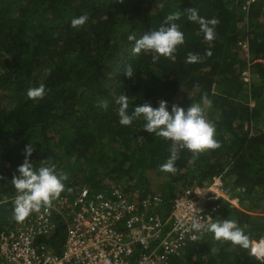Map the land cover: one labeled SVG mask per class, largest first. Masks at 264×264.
I'll return each mask as SVG.
<instances>
[{
  "label": "trees",
  "instance_id": "obj_1",
  "mask_svg": "<svg viewBox=\"0 0 264 264\" xmlns=\"http://www.w3.org/2000/svg\"><path fill=\"white\" fill-rule=\"evenodd\" d=\"M245 2L0 0V231L14 218L18 193L11 179L31 143L28 159L34 169L55 164L57 175H67L61 195H73L81 187L118 190L139 205L149 201L150 211L162 218L176 193L221 175L238 207L222 198L207 203L218 205L211 222L236 221L249 245L217 241L205 231L182 248L183 263L264 264L252 251L264 237V64L258 61L264 58V0L250 2L247 18ZM190 8L200 17L219 20L214 40L196 35L199 25L187 19ZM177 11L181 16L175 23L185 42L177 47L175 62L161 56L153 63L154 52L134 55L135 42L128 36L139 39L158 30ZM85 13V25L71 27V20ZM244 33L249 35L250 62L255 61L251 65L237 45ZM209 49L211 57L205 55ZM189 52L200 62L188 63ZM127 64L135 71L132 78L124 74ZM40 85L44 98L29 99L27 91ZM205 93L210 107L202 103ZM121 94L129 98V114L144 103L156 108L161 100L170 113L173 105L186 111L200 103L221 147L202 153L195 163L191 152L181 150L176 174L162 172L173 142L146 132L142 116L120 125L116 99ZM104 100L107 109L99 107ZM155 194L160 196L156 205ZM65 235L59 223L43 241L60 252ZM154 244L137 247L134 255Z\"/></svg>",
  "mask_w": 264,
  "mask_h": 264
},
{
  "label": "built area",
  "instance_id": "obj_2",
  "mask_svg": "<svg viewBox=\"0 0 264 264\" xmlns=\"http://www.w3.org/2000/svg\"><path fill=\"white\" fill-rule=\"evenodd\" d=\"M251 1L246 0L242 6L245 18ZM238 44L247 50L248 38ZM243 74L248 79V70ZM220 198L237 206V200L228 197V188L218 175L202 186L176 193L168 215L162 218L150 211L149 201L139 205L118 190L91 192L84 187L73 195L64 212L60 197L58 207H42L23 222L15 220L10 228L2 230L0 264H105V258L110 264H184L179 260L183 257L182 248L205 232L191 229L193 216L205 225L211 223L218 205L209 207L207 203ZM152 201L158 204L160 196L155 194ZM59 223L65 226L66 235L61 251L56 252L37 240L52 235ZM153 242L152 249L134 255L137 247Z\"/></svg>",
  "mask_w": 264,
  "mask_h": 264
},
{
  "label": "clouds",
  "instance_id": "obj_3",
  "mask_svg": "<svg viewBox=\"0 0 264 264\" xmlns=\"http://www.w3.org/2000/svg\"><path fill=\"white\" fill-rule=\"evenodd\" d=\"M118 2H123V0H118ZM187 12V19L199 25V30L196 35L203 33L206 41H212L216 38L215 26L219 23L218 19H205L200 17L198 10L195 8H190ZM180 16L181 14L178 11L168 14L158 30L146 32L139 39L134 35H129L128 40L135 42L132 49L133 54L139 55L142 51L146 53L154 52L156 54L152 56L153 63L157 62L161 56L175 62L177 47L183 45L185 42V37L183 32L180 31V26L175 23V21L180 19ZM87 20V13L78 18H73L71 20V27L78 29L85 25ZM244 38H248L247 50H244L238 44V42ZM237 45L241 49L244 60L248 65L255 62L254 60L250 62L252 54L250 53L248 34L247 36L239 38ZM205 55L211 57V50H206ZM200 59L198 55L191 52L187 55L188 63H198ZM260 59H258V61ZM134 73L135 71L131 64H127L124 69L125 76L127 78H132ZM45 94L43 85L30 88L27 91L28 98L32 100L43 99ZM201 99L203 105L208 107L211 106L212 102L206 93L202 95ZM129 103L130 101L126 94H121L116 99V104L119 105L117 114L119 116L120 125L129 126L134 119L142 116L145 121L144 130L146 132L154 133L156 136L173 142L169 158L165 163L160 165V170L162 172L172 175L176 174L177 168L175 167V162L179 159L181 150L186 149L191 152L190 162L195 163L196 159H198L202 153L221 147L220 143L215 139V126L206 119L204 108H202L200 103L191 104L186 111L177 105H173L170 113L167 110V102L161 100L159 101V106L156 108H153L149 103L138 105L131 114L128 112ZM99 107L107 109V100H104ZM33 151V144L29 143L25 146V159L17 168L16 174H14L11 179L12 185L18 195L15 197L14 218H12V221L5 229L10 228L15 220L17 222H23L31 213L39 212L42 207L51 208L53 201L59 197H63L61 193L66 190L64 181H66L68 177L65 173L57 175L55 164H49L48 166H41L39 169H34L33 163H30L28 159ZM0 179H3V177H0ZM67 191L71 192L72 189L69 188ZM199 194H202V192ZM229 198L233 199L231 197ZM4 199L7 200V197H4ZM236 207H238V201ZM191 229L197 232L201 230L211 232L214 234V239L217 241H230L232 244L244 248H247L249 245L248 237L238 227L237 222L234 220L211 222L205 225L193 216L191 220ZM45 237L49 236L39 237L37 242L44 244L52 251L53 249L43 241ZM263 242L264 239L261 244H263ZM261 244H259L257 252ZM257 254L264 259V256H261L259 252ZM105 264H110L107 258H105Z\"/></svg>",
  "mask_w": 264,
  "mask_h": 264
},
{
  "label": "rangeland",
  "instance_id": "obj_4",
  "mask_svg": "<svg viewBox=\"0 0 264 264\" xmlns=\"http://www.w3.org/2000/svg\"><path fill=\"white\" fill-rule=\"evenodd\" d=\"M242 36H247V34L244 33ZM259 62H261V63L264 64V59H260ZM62 195H63V206H64V207L61 209V211L64 212V211H65L66 209H68V207L71 205L73 195H68V194H62ZM58 200H60V197H59L58 199L54 200L52 204H55V205L58 207V206H59V205H58ZM67 205H68V207H67ZM61 219L63 220V218H61ZM263 239H264V238H262V240H263ZM262 240L259 241V243H258L257 246H255V247L252 248V251H256V252H257V248H258L259 244L262 243ZM257 253H258V252H257ZM259 257H260V256H259ZM260 258H261V257H260ZM179 260L182 261V262H185V258L182 257V256L179 258ZM175 261H178V258H176Z\"/></svg>",
  "mask_w": 264,
  "mask_h": 264
},
{
  "label": "bare ground",
  "instance_id": "obj_5",
  "mask_svg": "<svg viewBox=\"0 0 264 264\" xmlns=\"http://www.w3.org/2000/svg\"><path fill=\"white\" fill-rule=\"evenodd\" d=\"M264 245L262 246V248H261V251H262V254L264 255Z\"/></svg>",
  "mask_w": 264,
  "mask_h": 264
}]
</instances>
